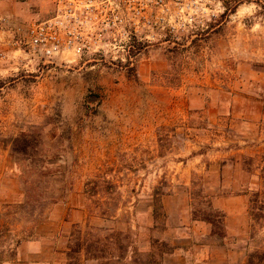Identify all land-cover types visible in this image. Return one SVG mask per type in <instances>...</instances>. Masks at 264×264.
<instances>
[{
    "label": "rangeland",
    "instance_id": "374dc122",
    "mask_svg": "<svg viewBox=\"0 0 264 264\" xmlns=\"http://www.w3.org/2000/svg\"><path fill=\"white\" fill-rule=\"evenodd\" d=\"M221 1L207 15L143 19L126 48L51 64L17 51L10 26L51 18L54 0H0V142L21 164L32 223L74 187L100 219L152 195L161 216L162 197L181 192L221 233L210 196L225 180L250 194L263 245L264 0ZM111 238L95 232L92 245Z\"/></svg>",
    "mask_w": 264,
    "mask_h": 264
},
{
    "label": "crops",
    "instance_id": "0c3cea01",
    "mask_svg": "<svg viewBox=\"0 0 264 264\" xmlns=\"http://www.w3.org/2000/svg\"><path fill=\"white\" fill-rule=\"evenodd\" d=\"M23 126L4 128L2 138H16ZM11 148L0 142V264H247L264 246L257 244L250 194L225 180L211 186L210 196L212 210L221 215V233L214 221L195 216L181 192L162 197L161 216L152 195L137 200L131 213L121 206L114 217L100 219L89 211L83 187L69 189L74 199L54 203L33 225L26 217L24 172ZM74 229L80 230L77 240ZM95 232L121 239H105L104 249H97ZM76 241L79 248L71 255Z\"/></svg>",
    "mask_w": 264,
    "mask_h": 264
},
{
    "label": "built area",
    "instance_id": "2783aa9c",
    "mask_svg": "<svg viewBox=\"0 0 264 264\" xmlns=\"http://www.w3.org/2000/svg\"><path fill=\"white\" fill-rule=\"evenodd\" d=\"M217 2L221 0H54L51 18L10 26L11 44L33 57L32 62H68L69 56L82 59L112 47L126 48L128 27L137 32L143 19L192 17L201 10L207 15L215 12L211 5ZM199 3L204 6L200 10ZM7 24L0 17V25Z\"/></svg>",
    "mask_w": 264,
    "mask_h": 264
},
{
    "label": "trees",
    "instance_id": "16d2710c",
    "mask_svg": "<svg viewBox=\"0 0 264 264\" xmlns=\"http://www.w3.org/2000/svg\"><path fill=\"white\" fill-rule=\"evenodd\" d=\"M247 264H264V250L251 253L248 257Z\"/></svg>",
    "mask_w": 264,
    "mask_h": 264
},
{
    "label": "flooded vegetation",
    "instance_id": "af4514ba",
    "mask_svg": "<svg viewBox=\"0 0 264 264\" xmlns=\"http://www.w3.org/2000/svg\"><path fill=\"white\" fill-rule=\"evenodd\" d=\"M218 7L222 8V1H221L219 6H218V4L211 5V8H215V11L218 9Z\"/></svg>",
    "mask_w": 264,
    "mask_h": 264
}]
</instances>
